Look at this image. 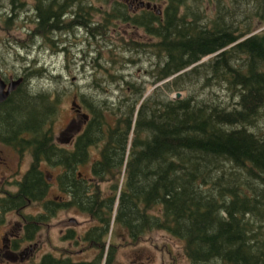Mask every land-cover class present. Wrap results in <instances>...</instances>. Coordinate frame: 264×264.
Instances as JSON below:
<instances>
[{
    "label": "trees",
    "instance_id": "16d2710c",
    "mask_svg": "<svg viewBox=\"0 0 264 264\" xmlns=\"http://www.w3.org/2000/svg\"><path fill=\"white\" fill-rule=\"evenodd\" d=\"M160 1V14L139 15L114 2L93 24L88 0H35L28 40L50 42L78 25L109 39L115 20L131 24L155 41L121 40L126 59L153 55L147 74L150 84L161 83L146 92L144 81L124 78L123 64L113 73L102 65L101 74L123 82L124 91L114 102L80 95L83 127L71 148L53 141L58 94L28 95L20 84L2 102L0 140L29 151L33 164L0 210L40 201L36 230L63 205L96 222L88 239L98 255L47 252L28 264H112L113 248L105 252L112 224L132 242L166 230L184 241L190 264H264V0ZM177 91L186 95H170ZM42 163L60 168L55 181L66 202L46 199ZM88 164L90 176L80 170ZM155 207L157 213L149 211Z\"/></svg>",
    "mask_w": 264,
    "mask_h": 264
},
{
    "label": "rangeland",
    "instance_id": "374dc122",
    "mask_svg": "<svg viewBox=\"0 0 264 264\" xmlns=\"http://www.w3.org/2000/svg\"><path fill=\"white\" fill-rule=\"evenodd\" d=\"M18 1L23 4L13 7L10 0H0V72L7 78L22 77V90L28 95L45 93L50 98V96L58 94L57 111L52 123L54 143L63 146L67 136L74 137L81 131L83 124L79 112H84V105L80 99L81 94L88 97L93 96V98L107 97L109 101L114 102L123 93L125 88L123 82L119 86L117 83H113L107 75L108 72L113 73L114 70L124 65L119 70L124 78L144 81L147 87L146 92L160 84H150L152 77L147 74V69L154 66L153 55L147 56L133 52L132 55L136 62H128L126 58L130 54H124L129 52L121 47L123 44L121 40L130 39L143 43L151 41V39L155 41L154 38L147 37L142 29L130 27L115 20L109 27V39H104L99 34L92 36L89 34L90 30L88 32V29L81 26L73 30L69 29L67 32L54 33L53 40L50 42L44 43L36 37L33 40H28V31L33 30L36 25L35 8L33 7L35 0ZM130 1L88 0L91 23H99L103 12L110 10L114 2L128 5L127 3ZM155 2L158 3L155 8H162L160 0H155ZM263 28L261 27L259 30ZM207 59L208 57H204L202 61ZM102 65L109 66L105 74H101ZM178 92L181 93V96L186 95V91ZM212 93L216 97L219 96V99L226 96L225 92L221 90L212 91ZM175 94L173 92L170 95L174 97ZM73 101L80 107L72 105ZM77 126L80 127V131L76 129ZM66 147L71 148L70 145ZM92 150L95 151L94 148ZM92 157H97V152L92 153ZM0 159L6 161L5 164H0L1 183L5 179H11L13 182L14 178H19L20 174L14 178L6 177V173L18 159H24L23 167L25 168L32 158L29 151L20 154L11 145L0 140ZM41 169L44 175H48L50 178L46 199L54 197L55 200L60 199L61 202H66L68 196H61L55 182L56 174L60 168L49 167L42 163ZM80 170L90 176L89 164L80 167ZM108 184L107 182L102 183L101 190L106 191ZM5 187L9 190L15 189V185L11 184H6ZM42 209V203L38 201L32 204L30 211L38 215ZM157 210L155 207L149 211L157 213ZM5 215L7 219L4 217ZM5 219L8 220L9 226L12 225L16 219L15 212L4 211L0 214V235L8 226L5 225ZM93 223L87 213H83L77 208L65 205L58 207L39 228L35 257L20 263L28 264L37 261L42 254L47 252L58 256L68 249L75 253L84 245L75 244L73 240L64 241L61 231L69 227L72 229L73 235H79ZM108 234L106 241L109 244L107 247L109 248L111 244L118 246L114 264H130L131 261L132 264H190L184 252V241L166 230L154 228L145 231L136 242L130 241L125 229L117 224L110 226ZM46 235H49L51 242L45 238ZM92 256L86 252L77 254L73 258L86 259ZM20 263L19 261L15 263L5 261L3 264Z\"/></svg>",
    "mask_w": 264,
    "mask_h": 264
},
{
    "label": "flooded vegetation",
    "instance_id": "af4514ba",
    "mask_svg": "<svg viewBox=\"0 0 264 264\" xmlns=\"http://www.w3.org/2000/svg\"><path fill=\"white\" fill-rule=\"evenodd\" d=\"M127 1V0H126ZM141 2H144V4H141ZM128 5V10L130 12V14H137L139 15L140 12H142L143 10H151L154 11L156 10V14H160L159 10L156 7V5L158 3L155 2V0H131L130 2L127 3ZM35 6V3H33V7ZM158 10V11H157ZM74 14V13H73ZM71 17V13L69 14ZM130 27H134V28H138V29H142L136 26H132L131 24H126ZM77 27H81V25L76 26ZM0 76L1 78L5 81L6 84H8L11 80H16L13 77H5L2 75V73L0 72ZM23 82H21L20 84H22ZM19 84V86H20ZM18 87V86H17ZM16 87V88H17ZM15 90H13L14 92ZM12 93V92H11ZM0 103V107H1ZM77 130L80 131V127L77 126L76 127ZM79 133V132H78ZM77 133V134H78ZM75 137H66L65 138V145L61 146L64 148H67L66 146H73L74 142H75ZM60 146V145H59ZM31 161L28 163L27 167H23V163L25 162L24 159H18L17 162L12 166V168H10V170L6 173V177H15L17 175L20 174L19 178H12L14 181L12 182L11 179H5L0 183V200H2L3 198L5 199L8 195L15 193L19 190L20 187V182L22 181V179L24 178V176H26L29 171L32 168V164H33V160L30 159ZM6 161L4 159H0V164H5ZM44 174V172H43ZM4 176V175H3ZM4 177V178H6ZM46 177V182H48V184H50V178L48 175L45 176ZM3 179V178H1ZM56 182V181H55ZM6 184H11V185H15V189L14 190H9L5 187ZM63 196V194L61 195ZM36 202V201H32L31 199H27L21 206L19 207H13L10 208L8 210H0L1 214L4 211H13L15 212V220L13 221L12 225H8V220H6V215L4 216L5 219V225L7 226V229L3 231V233L0 235V264L4 263L5 261L7 262H12L15 263L17 261L23 262L25 260H30L31 258L35 257V252L37 250V246H38V241H37V235L40 233L39 230H36V213H33L30 211V208L32 206V204ZM42 208L43 207V203H42ZM42 209V211H43ZM28 210V211H27ZM84 213V212H83ZM30 218V223H27V218ZM90 217V216H89ZM91 218V217H90ZM92 221L94 222L93 224H91L90 226H88L86 229L83 230V232L79 235H73V231L71 228H66L65 230L61 231V236L63 237L64 241H71L73 240V242L75 244L81 243L84 246L81 247L80 249L76 250L75 253H73V251H69L68 249H66V254H70L72 256H76L77 254L80 253H86L88 252L89 254H92L93 256L91 258H93L94 256L99 254V251L97 248L94 247L95 245V241L94 240H90L88 239V233L90 232V228L95 226V221L92 219ZM11 224V222H10ZM41 224H43V222H40V226ZM163 230V229H161ZM46 239H49L48 241L51 242L49 235L45 236ZM128 239L131 241V238L128 237ZM113 248V256H114V261L112 262V264H114L115 259H116V250L118 248L117 245L115 244H111L109 246V248L107 247L105 249V252L108 253V249L110 250V248ZM86 251V252H85ZM104 252V254H105ZM72 256V257H73ZM139 256V255H138ZM87 259V258H86ZM130 264H132V261L130 262Z\"/></svg>",
    "mask_w": 264,
    "mask_h": 264
},
{
    "label": "water",
    "instance_id": "95a60500",
    "mask_svg": "<svg viewBox=\"0 0 264 264\" xmlns=\"http://www.w3.org/2000/svg\"><path fill=\"white\" fill-rule=\"evenodd\" d=\"M141 4H144V2H141ZM23 78L19 77L16 80H11L8 84L5 83V81L0 76V103L6 100L8 95L16 89V87L22 82ZM181 93L177 92L175 94V97H180ZM72 105L79 108V106L75 103V101L72 102ZM86 117V116H85Z\"/></svg>",
    "mask_w": 264,
    "mask_h": 264
}]
</instances>
